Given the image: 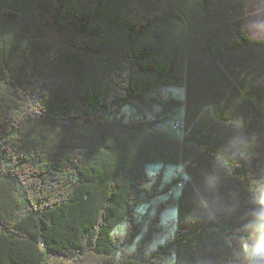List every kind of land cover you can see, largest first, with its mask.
Wrapping results in <instances>:
<instances>
[{
    "label": "trees",
    "instance_id": "trees-1",
    "mask_svg": "<svg viewBox=\"0 0 264 264\" xmlns=\"http://www.w3.org/2000/svg\"><path fill=\"white\" fill-rule=\"evenodd\" d=\"M247 15V0H0V264H264L244 251L254 212L264 231V40ZM153 104L155 120L119 118ZM178 109V138L155 130ZM148 166L180 175L160 189ZM165 194L177 219L159 241L170 203L146 229L137 209Z\"/></svg>",
    "mask_w": 264,
    "mask_h": 264
},
{
    "label": "rangeland",
    "instance_id": "rangeland-1",
    "mask_svg": "<svg viewBox=\"0 0 264 264\" xmlns=\"http://www.w3.org/2000/svg\"><path fill=\"white\" fill-rule=\"evenodd\" d=\"M248 1V15L246 17V25L245 31L249 35L252 40L262 41L264 38V0H247ZM260 3L258 4V2ZM255 34V35H254ZM173 91V96L177 98L181 93H183L180 89L174 88H166L160 89L156 94L158 96H162L163 98H167L169 92ZM178 93V95L176 94ZM162 107L159 105H149L145 107L132 108L126 107L121 116L119 117L125 124L128 123H136L143 122L146 120H155L157 115L161 114ZM184 110L178 109L175 112V115L171 117L168 121H164L162 125L155 128L156 131H161L167 133L170 137L178 138L180 136V132L174 130V125L176 122H180L183 119ZM178 169L175 167H160V166H148L146 168V172L148 176L156 181L158 175L163 174V183L160 186L166 187L169 185L173 179H176L180 173L177 172ZM152 186V185H150ZM171 198L168 195H160L156 199H153L150 203H147L145 206L137 209V215L141 216V220H143V229H146V226L150 223V220L157 215L158 208L161 204L170 203L163 209L160 214V225L164 230V237L162 240L164 241L166 238H172L174 234V224L177 219V208L176 206L170 202ZM139 216V217H140ZM128 231V226L125 222L119 223L113 230L112 234L117 237H124ZM250 234V241H245L244 243V251L247 257L253 258L254 256L260 255L262 252V247H264V231L262 229V220L258 212H254L251 217V221L248 228ZM136 245L133 247H129L128 251H134ZM167 261H170V258H167ZM61 264H73L70 261H63ZM120 264V263H118Z\"/></svg>",
    "mask_w": 264,
    "mask_h": 264
},
{
    "label": "built area",
    "instance_id": "built-area-1",
    "mask_svg": "<svg viewBox=\"0 0 264 264\" xmlns=\"http://www.w3.org/2000/svg\"><path fill=\"white\" fill-rule=\"evenodd\" d=\"M181 185L179 184L177 187L170 189L168 192L170 196L176 195L180 191Z\"/></svg>",
    "mask_w": 264,
    "mask_h": 264
},
{
    "label": "crops",
    "instance_id": "crops-1",
    "mask_svg": "<svg viewBox=\"0 0 264 264\" xmlns=\"http://www.w3.org/2000/svg\"><path fill=\"white\" fill-rule=\"evenodd\" d=\"M259 3H260V1L258 2V4H259ZM254 35H255V34H254ZM258 38H262V39H263V38H264V35H263L262 37H258Z\"/></svg>",
    "mask_w": 264,
    "mask_h": 264
}]
</instances>
